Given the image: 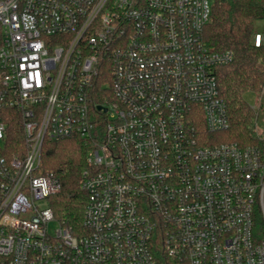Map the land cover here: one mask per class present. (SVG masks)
<instances>
[{
    "label": "built area",
    "instance_id": "2783aa9c",
    "mask_svg": "<svg viewBox=\"0 0 264 264\" xmlns=\"http://www.w3.org/2000/svg\"><path fill=\"white\" fill-rule=\"evenodd\" d=\"M214 2L0 0V264H264V136L215 137L234 53L205 43ZM67 139L89 146L79 234L41 169Z\"/></svg>",
    "mask_w": 264,
    "mask_h": 264
},
{
    "label": "trees",
    "instance_id": "16d2710c",
    "mask_svg": "<svg viewBox=\"0 0 264 264\" xmlns=\"http://www.w3.org/2000/svg\"><path fill=\"white\" fill-rule=\"evenodd\" d=\"M263 42L255 46V36ZM207 47L214 52L231 51L234 61L219 68L221 94L225 99L230 128L215 137L221 142L263 147L255 133L258 113L245 100L248 93H260L264 87V0H215L212 18L204 32ZM20 123L11 126L8 143L13 151L22 145ZM88 143L67 139L43 144L42 172L53 173L61 182V192L48 199L49 207L63 227L73 234L82 232L87 195L80 187L86 167Z\"/></svg>",
    "mask_w": 264,
    "mask_h": 264
},
{
    "label": "rangeland",
    "instance_id": "374dc122",
    "mask_svg": "<svg viewBox=\"0 0 264 264\" xmlns=\"http://www.w3.org/2000/svg\"><path fill=\"white\" fill-rule=\"evenodd\" d=\"M264 70V67L262 68ZM245 100L253 110H256L258 113V116H256V122H255V133L258 137H260V140L262 138V135L264 136V87L262 92L260 93H248L245 95ZM52 229L56 228V223L51 225Z\"/></svg>",
    "mask_w": 264,
    "mask_h": 264
},
{
    "label": "water",
    "instance_id": "95a60500",
    "mask_svg": "<svg viewBox=\"0 0 264 264\" xmlns=\"http://www.w3.org/2000/svg\"><path fill=\"white\" fill-rule=\"evenodd\" d=\"M99 109H100V107H99Z\"/></svg>",
    "mask_w": 264,
    "mask_h": 264
}]
</instances>
